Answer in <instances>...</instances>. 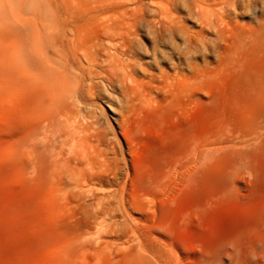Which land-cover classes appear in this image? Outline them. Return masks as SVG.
Segmentation results:
<instances>
[{"label":"bare ground","instance_id":"6f19581e","mask_svg":"<svg viewBox=\"0 0 264 264\" xmlns=\"http://www.w3.org/2000/svg\"><path fill=\"white\" fill-rule=\"evenodd\" d=\"M250 8L251 23L227 21L220 78L208 79L200 67L197 80L188 72L168 74L162 87L172 97L164 102L140 78L133 42L118 38L94 7L83 11L77 0H0V21L16 18L14 80L22 90L38 89L42 102L41 122L15 142L20 174L34 166L61 189H89L78 167L89 156L84 142L92 134L103 143L107 135L84 105L105 79L121 91L119 108H111L127 143L122 153L131 156L132 178L138 176L137 124L156 114L165 132L154 168L144 173L145 198L158 223L167 216L201 221L226 209V223L201 239L208 264H264V0H251ZM196 88L211 97V123L202 130L193 124L166 129L168 114H190L201 102Z\"/></svg>","mask_w":264,"mask_h":264},{"label":"rangeland","instance_id":"374dc122","mask_svg":"<svg viewBox=\"0 0 264 264\" xmlns=\"http://www.w3.org/2000/svg\"><path fill=\"white\" fill-rule=\"evenodd\" d=\"M77 2L83 11L94 7L98 18L110 20L118 38L133 42L140 78L164 102L172 97L162 87L168 74L188 72L197 80L200 67L208 79L220 78L227 21L252 20L251 0ZM2 20L8 22L0 21V264H208L202 240L213 227L226 223L227 210L207 213L201 221L167 216L158 223L145 198L144 173L154 168L165 132L159 130L156 114L137 124L138 176L132 178L131 156L122 153L127 143L111 108H119L121 91L105 79L98 80L96 94L84 105V112L98 117L107 135L103 143L92 134L84 142L89 156L78 167L89 189H61L34 166L29 175L20 174L15 142L41 122L42 102L38 89L22 90L14 80L11 35L16 18ZM196 96L201 102L190 114L167 115L166 129L208 127L213 119L211 97L197 88ZM139 254L147 260L142 262Z\"/></svg>","mask_w":264,"mask_h":264}]
</instances>
